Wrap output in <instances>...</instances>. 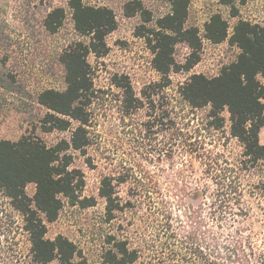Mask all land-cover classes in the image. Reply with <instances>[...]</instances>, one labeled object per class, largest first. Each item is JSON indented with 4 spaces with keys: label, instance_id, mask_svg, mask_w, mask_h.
Listing matches in <instances>:
<instances>
[{
    "label": "rangeland",
    "instance_id": "rangeland-1",
    "mask_svg": "<svg viewBox=\"0 0 264 264\" xmlns=\"http://www.w3.org/2000/svg\"><path fill=\"white\" fill-rule=\"evenodd\" d=\"M135 0H84L86 5L113 10L117 28L106 37L109 52L96 59L90 55L94 96L91 144L87 154L70 151L72 168L84 175L83 197L94 198L89 208L71 206L64 199L58 219L45 222L46 238L62 235L81 250L86 264H104L111 236L127 240L138 252L133 264H264V161L252 164L244 147L230 134V114L221 117L224 127L212 130L210 108L191 111L181 103L177 87L193 74L208 78L237 60L240 49L229 42L239 21L264 26V0H190L187 28L199 29L200 61L189 72L170 75V86L162 88V76L143 34L157 28V21L171 12L168 0H138L145 12L126 16V5ZM62 7L66 19L57 33H49L44 20ZM234 10L236 16H234ZM220 14L229 24L228 38L213 44L204 37L205 24ZM75 42L88 37L75 31L68 0H0V141H18L34 136L48 147L70 141L77 123L66 131L45 132L41 121L48 110L38 102L49 89L66 88L65 68L60 57ZM189 47L174 49L177 64L184 65ZM259 80L264 84V77ZM130 83L129 97L114 82ZM197 129H202L196 134ZM264 145V127L260 130ZM219 159L241 181V200L233 198L214 216L215 186L211 177L219 173L206 166L207 158ZM233 169V170H232ZM227 171V172H228ZM105 177L126 181L117 184L122 203H129L107 219L106 201L100 197ZM157 182V183H156ZM32 199L36 186L29 184ZM214 204V206H213ZM240 210L243 212L238 214ZM234 211V212H233ZM23 215L0 189V264H39ZM50 264H58L54 261Z\"/></svg>",
    "mask_w": 264,
    "mask_h": 264
},
{
    "label": "trees",
    "instance_id": "trees-1",
    "mask_svg": "<svg viewBox=\"0 0 264 264\" xmlns=\"http://www.w3.org/2000/svg\"><path fill=\"white\" fill-rule=\"evenodd\" d=\"M171 12L157 21V28L143 34L153 58V67L162 76L163 89L170 86V75L181 71L189 72L199 63L202 39L199 29L187 28L186 22L190 0H168ZM232 4L233 0H221ZM72 11L75 31L88 37L89 42H75L68 46L60 57L65 68L66 88L63 91L45 90L38 102L48 112L41 121L45 132L66 131L77 127L70 141L62 140L53 147H48L34 136L25 135L18 141H0V189L11 199L12 205L24 217L26 230L32 243L34 260L39 264H86L81 250L67 237L59 235L54 240L46 238L45 222H55L64 207V199L69 205L89 208L96 204L94 198L83 197L85 177L80 170L72 168L73 156L70 151L83 155L91 144L88 127L91 125V106L94 96V81L89 56L96 59L105 57L109 52L106 37L117 28L116 16L107 7L86 5L84 0H68ZM137 12H145L142 2L135 0L126 5V16L132 17ZM234 16L236 11L234 10ZM66 19V11L58 7L49 12L44 26L49 33H57ZM228 22L220 15L214 14L205 24L204 37L213 44L227 40ZM232 45L240 49L237 60L221 69L220 73L208 78L203 74H193L177 87L179 99L191 111L210 108L211 128L220 131L224 127L222 112L227 109L230 114V134L244 147V156L252 164L264 161V145L260 143V130L264 127V84L259 77H264V26L239 21L229 38ZM186 44L190 55L184 65L176 63L175 46ZM115 86L129 97L128 108L134 107V93L131 84L114 82ZM202 129H197L199 134ZM206 166L215 170L211 177L215 189L213 207L216 216L232 202L241 200V181L238 176L229 174L221 168L219 159L206 157ZM233 170V169H232ZM228 171V172H227ZM117 184L125 179H117ZM113 177H105L100 188V197L106 201L107 219L112 221L116 212L129 203L123 204L116 191ZM157 183V182H156ZM29 184L36 186L32 199L26 195ZM259 189L264 196V181ZM214 206V204H213ZM234 212V211H233ZM243 212L240 210V215ZM110 249L104 255V264H133L138 259V252L129 247L127 240H117L111 236Z\"/></svg>",
    "mask_w": 264,
    "mask_h": 264
}]
</instances>
